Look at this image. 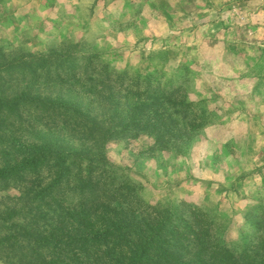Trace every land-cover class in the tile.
<instances>
[{"label":"rangeland","instance_id":"1","mask_svg":"<svg viewBox=\"0 0 264 264\" xmlns=\"http://www.w3.org/2000/svg\"><path fill=\"white\" fill-rule=\"evenodd\" d=\"M43 145L264 264V0H0V264L62 204Z\"/></svg>","mask_w":264,"mask_h":264},{"label":"trees","instance_id":"2","mask_svg":"<svg viewBox=\"0 0 264 264\" xmlns=\"http://www.w3.org/2000/svg\"><path fill=\"white\" fill-rule=\"evenodd\" d=\"M24 156L17 170L36 173L46 160L53 175L41 186L34 174L29 183L42 188L35 197L54 192L64 182L78 200L67 203V189H59L62 204L55 201L48 234L35 229L29 232L35 234L33 240L24 243L17 238V264H254L250 257L257 250L238 255L214 245L204 230L174 210L132 197L130 184L113 186L107 168L100 164L105 158L46 145L25 149Z\"/></svg>","mask_w":264,"mask_h":264}]
</instances>
